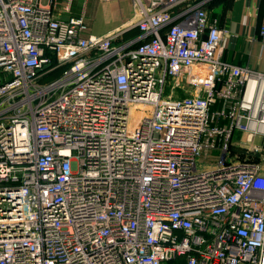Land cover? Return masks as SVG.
<instances>
[{
    "label": "built area",
    "instance_id": "1",
    "mask_svg": "<svg viewBox=\"0 0 264 264\" xmlns=\"http://www.w3.org/2000/svg\"><path fill=\"white\" fill-rule=\"evenodd\" d=\"M51 2L0 0V264H264V73L202 2L126 40Z\"/></svg>",
    "mask_w": 264,
    "mask_h": 264
},
{
    "label": "crops",
    "instance_id": "2",
    "mask_svg": "<svg viewBox=\"0 0 264 264\" xmlns=\"http://www.w3.org/2000/svg\"><path fill=\"white\" fill-rule=\"evenodd\" d=\"M145 1V0H144ZM47 3V0L41 1ZM66 0H52L56 3L55 13L59 18L84 14L89 32L105 35L121 31L120 40H126L138 34L134 27L138 19L132 0H70L68 11L59 7ZM202 2L210 18L218 20L220 26L227 29L221 38L223 59L231 64L247 66L264 73V41L260 35V27L264 24V0H186L184 4ZM242 132H235L233 154H240L244 149L239 145ZM240 140H239V139ZM252 160L260 161L256 156ZM209 154L203 155V162H210Z\"/></svg>",
    "mask_w": 264,
    "mask_h": 264
},
{
    "label": "rangeland",
    "instance_id": "3",
    "mask_svg": "<svg viewBox=\"0 0 264 264\" xmlns=\"http://www.w3.org/2000/svg\"><path fill=\"white\" fill-rule=\"evenodd\" d=\"M41 1H45V0H41ZM188 88H189L188 83H185V84H179L178 88H176V89L174 90V95H175V96H183V95H185V94L188 92ZM236 137H237V136H235L234 139H233L234 142L237 140ZM243 137L245 138L244 135H243ZM238 139H239V138H238ZM240 139H242V138H240ZM240 139H239V140H240ZM257 142H258V140H257ZM241 154L243 155V157L246 156V155H248L247 157H249L250 159L254 158L253 156H256V158H258L259 160H260L261 158H263V156L260 155V153H258V152H249L248 154H246L245 152L242 151ZM260 161L264 162V160H260Z\"/></svg>",
    "mask_w": 264,
    "mask_h": 264
},
{
    "label": "trees",
    "instance_id": "4",
    "mask_svg": "<svg viewBox=\"0 0 264 264\" xmlns=\"http://www.w3.org/2000/svg\"><path fill=\"white\" fill-rule=\"evenodd\" d=\"M61 71H62V68H58L57 70H55L53 72L52 75L48 76L47 78H49V79L55 78V77H57V76L60 75ZM238 158L242 159L243 158V155L241 153L238 154Z\"/></svg>",
    "mask_w": 264,
    "mask_h": 264
}]
</instances>
